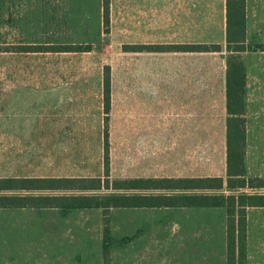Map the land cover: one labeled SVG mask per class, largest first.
<instances>
[{
  "label": "rangeland",
  "instance_id": "rangeland-1",
  "mask_svg": "<svg viewBox=\"0 0 264 264\" xmlns=\"http://www.w3.org/2000/svg\"><path fill=\"white\" fill-rule=\"evenodd\" d=\"M190 1L108 0L105 26L103 0H0V50H8L0 52V177L104 178L105 130L110 181L224 177V126H210L206 106L185 102L205 85L202 59L175 58L196 47L187 45L192 24L203 33L210 23L191 14ZM252 17L262 22L249 49L264 46V15ZM18 46L40 52H13ZM246 212L245 262L254 264L255 209ZM227 224L225 205L0 209V264H227Z\"/></svg>",
  "mask_w": 264,
  "mask_h": 264
},
{
  "label": "trees",
  "instance_id": "trees-1",
  "mask_svg": "<svg viewBox=\"0 0 264 264\" xmlns=\"http://www.w3.org/2000/svg\"><path fill=\"white\" fill-rule=\"evenodd\" d=\"M104 24L108 25V0H103ZM226 188L229 190H254L264 187V179L245 177V118L244 87L245 74L239 53L264 50L257 45H245V0H226ZM38 48L18 46L13 52H40ZM54 52H70L78 48L57 47ZM80 49V48H79ZM210 47H191L184 52L209 51ZM8 50H0V52ZM103 109L107 115L110 109L109 77L105 76L103 88ZM108 134L104 133L105 162L104 178H0V191L25 190L37 192L62 191L68 194L40 196H1L0 209L6 208H55L61 212L77 209H145L182 207H223L225 205L228 224L226 227L227 264H246V209L264 207V195L212 196L193 192L221 190V178H160L110 181L108 176ZM102 190L121 194H99ZM139 191L140 194H130ZM178 194H153L154 192ZM110 238H105V243ZM106 251L107 248H104ZM107 253L104 254V259ZM104 264H107V260Z\"/></svg>",
  "mask_w": 264,
  "mask_h": 264
},
{
  "label": "crops",
  "instance_id": "crops-1",
  "mask_svg": "<svg viewBox=\"0 0 264 264\" xmlns=\"http://www.w3.org/2000/svg\"><path fill=\"white\" fill-rule=\"evenodd\" d=\"M203 5L200 10V6ZM191 14L210 15V23L203 27V33L199 32L200 26L194 29L192 24L191 32L193 40L187 45H205L210 47L209 51L180 52L181 56L175 58H201L202 68L199 70L200 78L205 82L201 88L191 90L185 94V102L206 106L210 112V126H224L226 134V58L230 52L227 51L226 42V0H191ZM264 15V0H245V40L249 41L256 30H259L262 19L257 20L252 16ZM198 40H196V39ZM263 43V39H259ZM245 74L244 87V118H245V177L264 179V51L239 53ZM205 63V65H204ZM197 92V94H196ZM217 119V122L214 120ZM226 149V148H225ZM226 159V150H225ZM223 176H210V178H221L223 188H226V165ZM0 178H38V177H0ZM54 178V177H53ZM65 178V177H60ZM221 189V190H222ZM204 190V191H221ZM260 191L256 195H264V187L255 188ZM235 191V190H233ZM37 191L5 190L0 191L1 196H34ZM197 192V191H195ZM193 192V193H195ZM184 193V192H183ZM202 195V194H198ZM212 195V194H210ZM217 196V195H212ZM200 208V207H182ZM217 207H210L215 209ZM6 209H34V208H6ZM37 209V208H35ZM44 209V208H41ZM55 209V208H46ZM155 209V208H145ZM179 209V208H174ZM208 209V208H201ZM255 209V242H254V264H264V207H249ZM248 215L246 212V223ZM225 237H226V233ZM247 229H246V250H247ZM248 257V250H247ZM248 264V263H246Z\"/></svg>",
  "mask_w": 264,
  "mask_h": 264
}]
</instances>
